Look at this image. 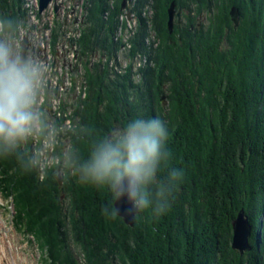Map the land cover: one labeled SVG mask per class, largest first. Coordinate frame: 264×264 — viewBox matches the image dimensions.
Instances as JSON below:
<instances>
[{"label": "trees", "instance_id": "trees-1", "mask_svg": "<svg viewBox=\"0 0 264 264\" xmlns=\"http://www.w3.org/2000/svg\"><path fill=\"white\" fill-rule=\"evenodd\" d=\"M111 1L108 20V0L85 8L79 44L88 94L73 113L69 158L61 144L62 163L43 180L35 151L50 132L47 117L34 150L24 79L0 71V194L13 202L15 228L48 254L46 264H264V2L137 0L130 63L120 74L110 62L124 45L115 41L123 0ZM150 2L151 19L143 16ZM173 3L183 19L170 33ZM20 5L0 0L10 35ZM61 31L58 24L54 42ZM93 56L100 60L91 67ZM138 57L147 62L135 72ZM132 173L142 202L133 228L114 207V185ZM242 210L253 229V250L243 256L232 249Z\"/></svg>", "mask_w": 264, "mask_h": 264}, {"label": "rangeland", "instance_id": "rangeland-1", "mask_svg": "<svg viewBox=\"0 0 264 264\" xmlns=\"http://www.w3.org/2000/svg\"><path fill=\"white\" fill-rule=\"evenodd\" d=\"M24 1L27 2L25 3ZM20 4H21L20 5L21 13H22L20 14L23 16V18L20 15L18 16L17 19L18 33L15 35H10L6 33L5 28H3L2 31H0V37H2L0 39H4V43L0 46V55H2L5 48L11 46V48L17 51L15 52V55L18 57L20 53L19 51L21 50L20 43L22 41L24 42V39L26 38L29 41V45H27L29 50L28 71H30L31 73L30 76L27 75L26 78L24 79L25 82H27V84L29 83L28 90L31 87V92L33 91L35 93L36 91V95H37L39 92L41 93L42 89H46L48 86L55 88L57 83V78L63 83L61 84V89H60V92H62L61 97H57L55 92L51 91L49 95L48 103L46 105V110H44L43 112H41L43 109H40L38 112V109H34V106L31 107V105L29 104L27 105L29 110H31V113L28 116L29 122L32 123L34 130L35 128L37 131L39 130L38 128L41 129V123L40 126H38L37 119L40 120L41 116L47 117V128L50 130V132L44 137L43 147L45 151L46 150L48 151L51 157L44 155L43 158V162H44L43 175L45 177L46 171L48 172L53 168H55L56 166H60V164L62 163L60 159L57 156H55V153L57 149L61 147V144L65 145L64 154L66 155L67 158H69L68 156L72 146H71V138L68 136V134L69 132H72L76 129L75 128L76 125L74 123L75 119H73V111H72L73 107L71 106V103L75 105V103L78 102V100L80 102V100L84 98L86 94L83 90V76L81 69L79 66H77L76 68L75 65L73 66L74 63V60L72 59L73 52L72 49H69L67 47L68 45L67 42H64L66 38L62 37L61 40H59L58 54L56 55L57 57H54V55H52L50 52L51 29L56 20V17L51 9V5L50 6L48 5V7L41 13L39 11L41 15V18L39 19L36 14L38 12V9H40V0H22V1L20 0ZM26 7L29 8L28 11L25 10ZM60 17L61 16H59V18ZM2 26L4 27V23H2ZM46 26H49L50 30H46L45 29ZM67 31H72V29L68 28ZM65 34H66V29H65ZM67 36L69 38L72 37L71 34H67ZM9 37H11V39H9ZM152 40L154 41L157 39L152 38L150 36L147 39V41L151 44H152ZM152 47L154 48L153 53L156 56L157 45L154 44V42L152 44ZM9 62L11 61L9 58H7L6 63L8 64ZM126 65L127 62L124 61L122 64V68H125ZM143 65L144 64L140 66ZM155 65L156 63L152 61L151 66L155 68L156 67ZM32 80L33 83H31L30 85V82ZM19 81L20 79H18L15 82L18 83ZM69 81L72 83L71 92L68 89ZM74 84L76 87H74ZM70 94L73 97L72 100H70L71 99ZM36 95L33 96V99L36 97ZM41 95L42 94H40V96ZM59 102H61L63 105H65L66 103L65 107H67L68 109L62 108L64 106L61 105L59 106L58 105ZM24 122H26V119ZM108 141L110 142V139ZM67 161L65 163H67ZM58 177L61 180V184H63L64 181L63 175L59 173ZM140 182H141V178H139V187H140ZM66 207L71 209V206L69 207V205ZM141 207H142V202H141ZM67 213H70L69 209H67ZM139 214L137 215V217L139 216ZM13 216L14 214L12 208V201L4 199L0 194V236L1 238L3 236L5 238L7 237L6 243L8 244V249L10 250L9 252L11 253L10 259L12 260L14 258L13 260L14 263L12 264H46V261H44V259L46 258L49 259L48 254L43 256V254L40 253L37 245H35L31 241V239H29L28 237L23 235L20 231L15 229ZM136 222H137V218H136ZM232 241H233V237H232ZM0 256H3V254L1 253Z\"/></svg>", "mask_w": 264, "mask_h": 264}, {"label": "water", "instance_id": "water-1", "mask_svg": "<svg viewBox=\"0 0 264 264\" xmlns=\"http://www.w3.org/2000/svg\"><path fill=\"white\" fill-rule=\"evenodd\" d=\"M52 0H41L40 10L43 12ZM126 6V1L123 3V8ZM58 10V8H56ZM169 21L168 28L172 32L174 27L175 16L181 19L182 11L179 10L176 13V5L173 3L168 10ZM233 20L238 24V11L236 9L232 10ZM129 18H131L129 16ZM237 26V25H236ZM2 43H0V46ZM28 41L23 42V48L21 53L22 63L26 59V52L28 51ZM138 188H139V178L137 174L132 173L121 177L118 179L114 186V191L117 196L114 207L116 215L123 219L124 223L129 227H134L136 223L137 215L140 213L141 201L138 200ZM233 227V241L232 248L233 250L239 252L241 255L245 253H250L253 248L251 246L250 240L252 237V225L249 221V218L242 210L238 213V216L232 222Z\"/></svg>", "mask_w": 264, "mask_h": 264}, {"label": "flooded vegetation", "instance_id": "flooded-vegetation-1", "mask_svg": "<svg viewBox=\"0 0 264 264\" xmlns=\"http://www.w3.org/2000/svg\"><path fill=\"white\" fill-rule=\"evenodd\" d=\"M256 0H251L252 3H255ZM264 2V0H262ZM235 9L238 11V14L240 15V10L239 8L235 7ZM181 10L180 8H177L176 6V13ZM183 19V14H181V19L177 18L175 16V23L181 24ZM241 16H238V24L240 23ZM238 26V25H237ZM236 26V27H237ZM15 52H17L15 49L11 48V46L5 48L4 52L2 55H0V71L1 75L3 78L8 79L9 81L15 82L18 79L24 77L27 74L28 70V56H29V50L26 52V59L24 63H22L21 59V53H22V48L18 52L19 56L17 57L15 55ZM7 58L10 59L11 62L8 64L6 63ZM17 79V80H16Z\"/></svg>", "mask_w": 264, "mask_h": 264}, {"label": "bare ground", "instance_id": "bare-ground-1", "mask_svg": "<svg viewBox=\"0 0 264 264\" xmlns=\"http://www.w3.org/2000/svg\"><path fill=\"white\" fill-rule=\"evenodd\" d=\"M235 9V8H233ZM232 9V10H233ZM182 11V10H181ZM183 12V11H182ZM231 15H232V11H231ZM232 20H233V15H232ZM234 22V20H233ZM235 23V22H234ZM238 25L235 23V26ZM50 76V75H49ZM55 82V81H54ZM7 238V237H6ZM4 236L1 238L0 236V254L2 253L3 256H0V264H12L14 263L13 260L14 258L11 260V253L9 252L10 250L8 249V244L6 243V239ZM15 254V253H14ZM21 260V259H20ZM22 261V260H21Z\"/></svg>", "mask_w": 264, "mask_h": 264}, {"label": "built area", "instance_id": "built-area-1", "mask_svg": "<svg viewBox=\"0 0 264 264\" xmlns=\"http://www.w3.org/2000/svg\"><path fill=\"white\" fill-rule=\"evenodd\" d=\"M27 2V1H26ZM29 6V5H28ZM31 8V7H30Z\"/></svg>", "mask_w": 264, "mask_h": 264}]
</instances>
